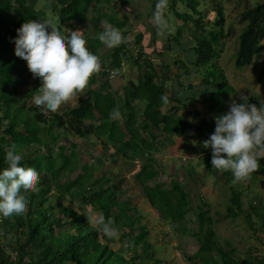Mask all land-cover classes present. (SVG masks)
Instances as JSON below:
<instances>
[{
	"label": "trees",
	"instance_id": "obj_1",
	"mask_svg": "<svg viewBox=\"0 0 264 264\" xmlns=\"http://www.w3.org/2000/svg\"><path fill=\"white\" fill-rule=\"evenodd\" d=\"M101 1L108 4L107 7L116 6L118 3L121 6L129 5L127 0ZM37 3L38 0H0V170L8 166L5 155L9 147L15 144L17 150L24 156L22 165L35 168L40 177L39 190L28 194V210L24 214L11 217L0 216V264H145L143 261L136 263L139 255L125 259L112 251L107 242L103 243L99 240L98 228L90 226L81 214L62 202L67 194L71 199L79 198L81 205L102 215L101 227L105 222H109L112 226L121 223L118 225L121 229L132 228L135 222L127 216L129 212L134 211L133 207H124L115 202L117 185L105 187L102 184L106 180L104 175L89 184V188L85 185L91 180V176L86 171L76 175L73 180L64 181V174L69 173L70 167L69 156L65 152L67 149L56 144L57 149L54 150L55 147L50 146L51 143H57L58 138L60 139L58 135L54 136L52 133V130L58 127L65 133L82 139L95 132L99 136H107L114 144H118L117 151L124 160L130 161L142 156L145 162L136 176L151 206L161 214L163 219L170 220L180 234L188 228L186 215L189 217L194 215L197 218V230H195L197 232L194 231L192 235L199 244V249L193 257L197 261L202 264H264V258L258 263L252 261L250 257L244 261L234 260L235 251H226L216 240L215 231L211 228L212 220L209 217V211L205 209L207 205L194 206L190 202V193L182 187L181 183L173 181L171 188H166L162 183L154 186L148 184L153 181L157 173L153 166L155 161L150 155L152 151L158 149L151 145L150 140L136 136L133 131L134 121L129 135L126 133V124L130 119L125 124H121L120 119L126 116L124 112L129 105L119 106L115 99L110 98V94L103 93L106 90L107 81L99 90L91 89L96 81V75H93L87 87L82 90L88 93L87 99H79L77 106L72 108L67 106L62 113L54 112L45 115L39 107L27 106L26 99L36 94L42 81L35 78L33 83H29L28 79L19 78V72L23 69H19L18 65L24 64L25 61L15 56V45L12 41L17 35L16 30L25 21L46 19L45 12L37 10ZM155 3L156 0H153V10H155ZM197 4V0H189L188 8L191 13L185 14L184 18V27L188 34L184 42L193 45L194 60L189 61L191 66L182 62L181 59H176L174 64L186 77L191 75L193 67L196 73L199 69L206 67L201 84L214 85L215 90L204 99V102L209 104L206 106L209 112L214 111L221 115L226 112V102L234 92L225 73L216 66V59L220 57V41L227 37L223 32L224 12L219 4L211 7L212 12L215 13V21L214 23L209 21V24L219 30L207 32L205 25L209 14L202 17L196 10ZM102 7L104 6L101 5L100 0H55L51 4L53 10L51 24L63 33L62 25L75 30L76 26L88 22L87 15L91 11L93 15L91 21L97 23L104 18L113 25L115 15H109L107 10L102 14ZM171 7L174 10L175 3H172ZM194 15L198 17L195 18ZM116 22V26H113L122 30L123 27L120 26L123 22L121 20ZM239 24L245 25V28L239 35L234 65L239 70L252 67L260 76L259 78H264V61L261 66L254 62L255 57H259L264 52V1L245 8L240 14ZM178 33L181 38V32ZM198 34L200 39H197ZM180 38L175 37L174 40L180 43ZM141 41L142 35L139 34L135 44H140ZM101 45L98 38L88 39L86 44L97 56ZM125 48L123 45L115 51L113 64L115 63L116 66H119L120 58L126 56L123 52ZM142 54L138 52L135 57H126L133 60L135 64L140 65L142 62L147 69L144 80L132 94L134 99L144 102L142 110L144 120L140 123L141 128L150 134H153L155 129H161L169 138L184 137L188 142L196 137L201 141L208 139L215 130V121L210 122L197 111L193 112L192 118L195 119L193 122V119L179 116L178 110L184 101L196 103L197 100L194 97L191 99L183 97L181 94L183 90L175 87L170 90L171 96L167 97L165 75L159 76L152 61L143 62L145 59ZM211 61L214 63L210 67L207 66ZM179 77L180 75H177L176 78ZM178 86H181V83L178 82ZM181 88L184 87L181 86ZM187 88L192 89V86L188 85L185 89ZM249 103L264 106V103L256 96L249 97ZM117 106L122 116L114 120L109 117V113ZM164 107L168 109L162 113L161 108ZM85 121L97 122V124H85ZM46 139H50L51 143ZM165 142L168 144L167 141ZM74 149L72 144L69 152L73 153ZM208 150L211 148H204V152ZM211 157L212 152L205 154L202 164L208 174L215 175L221 183L229 185L230 214L228 215L236 218L242 212L240 206L242 192L237 188L239 182L233 184V175L230 171L212 167ZM60 160L62 163H58ZM259 164V168L250 177L244 179L246 182L258 176L264 178V157L260 158ZM106 181L109 182V179ZM262 186H264V179ZM53 190H60L58 200ZM251 209L256 211L254 208ZM255 213L260 216L259 220L262 222L260 228H264V212ZM190 218L188 222L192 223L193 220ZM245 221L251 228L253 227L250 216L246 217ZM123 236L125 238L127 234ZM147 236L148 233L142 229L137 239L143 242L144 248H149L148 243L145 242ZM140 245L142 246V243ZM153 264H160V261L155 260Z\"/></svg>",
	"mask_w": 264,
	"mask_h": 264
},
{
	"label": "rangeland",
	"instance_id": "obj_2",
	"mask_svg": "<svg viewBox=\"0 0 264 264\" xmlns=\"http://www.w3.org/2000/svg\"><path fill=\"white\" fill-rule=\"evenodd\" d=\"M127 1H129V6L132 7V11L125 18L115 16L113 25L117 23L116 21L121 20L125 26L122 30H119L123 36L131 37V39H126L115 47H107L101 42L102 45L98 50L101 65L111 63L113 60L112 54H115L116 47L118 48L123 44L127 46V54L129 56L135 57L138 52L144 53V55L142 54L145 59L143 62L152 61L156 64L166 61L170 65L166 71L167 80H165V84L169 88L170 86L174 88L176 84L175 88L179 90H181V86L186 88L189 84H193L195 87L193 89H184L181 94L189 99L194 97L197 102L184 101L179 107L178 115L193 119V112L197 111L202 117L214 122V117L220 115V113L209 112V108H206L209 104L205 103L204 99L209 97L215 87L213 85L206 87L201 84L202 74L205 73L206 67L197 69L198 74L194 73L196 70L193 67L191 75L186 77L182 73L183 71L178 70L174 64L176 59H181L182 62L191 66L189 61L194 60L193 45L184 42V39L188 36L187 29L184 27V18L185 14L191 13L188 8L189 0H172L175 6L177 5L176 8L173 10L170 7L171 2L165 10V13L168 14L166 19L169 21L171 29L164 31L163 34H161L160 29L154 34L152 33L153 30H150V19L147 18L149 2L140 0L135 4L136 0ZM263 1L202 0L197 4L196 10L201 13L202 17L209 14L206 18L208 24L206 22L205 25V31L207 32L219 30L209 24V21L211 23L215 21V13L211 12L210 8L215 4H219L224 12L225 24L223 32L227 37L220 41V57L216 59V66L225 73L234 89L229 101L226 102V112L229 110V105L233 100L239 102L240 94H245L248 97L256 96L264 103V78H259L260 76L252 67L239 70L234 65V54L238 46L239 35L245 28V25L239 24L240 14L245 8L255 6ZM54 2L55 0H51V4ZM100 3L105 6L102 10L109 8L104 1L100 0ZM136 5L137 7L134 8ZM113 11L114 9H112ZM197 15H194L195 18L198 17ZM87 17L88 23L80 27L76 26L75 30L82 31L87 41L88 39H97L99 33L104 30L103 22L106 20L102 18L97 23L91 21L93 20L91 11L88 12ZM123 25L120 27H123ZM62 29L64 34H68L70 30L66 28V25H62ZM178 32H181V38ZM139 34L143 36L144 42L135 44ZM205 34L207 35L206 32ZM199 35L197 39H200ZM175 37L180 38V43L174 40ZM156 40L159 41L158 45L155 43ZM156 48L158 49L156 50ZM146 52L150 55L145 54ZM158 59L162 60V62ZM263 61L264 52L259 57H255L254 60L259 66H261ZM212 63L214 62L211 61L205 64L210 67ZM155 66L159 67V65ZM18 67L23 69L19 72V78H26L29 83H33L36 77L32 76L28 70L26 61L24 64H19ZM114 67H116L115 63ZM117 68L120 72L119 76L112 80L111 83L109 81V86L105 88L106 90L103 93L110 94V98L115 99L119 106L129 105L124 112L126 116L120 119L121 124H125L130 119L128 124H126V133L129 135V130H132L134 121L133 131L136 136L140 139L150 140L151 145L156 147V150L158 149L157 151H152L150 155L155 161L153 166L156 168L157 173L153 181L148 184L154 186L162 183L166 188H171L173 181L181 183L182 187L190 193V202L194 206L197 204L200 206L201 204L207 205L205 209L209 211V217L212 220L211 228L215 231L218 244L228 252L235 251L234 260L244 261L250 257L252 261L258 263L264 258V228H260L262 222L259 220L260 216H257L255 212H264L263 176H258L249 182L244 179L239 181L237 188L242 192L240 193L242 212L236 218L230 217L228 215L230 214L229 185L221 183L215 175L206 172L205 166L202 164V159L205 155L203 140L201 141L196 137L188 142L185 141L184 137L169 138L161 129H155L153 134L143 130L140 123L144 120L142 115L144 102L140 100L138 103H134L135 99L132 96L139 85L135 77L132 79V75L137 72V66L132 60L129 62L125 60ZM164 70L165 68L162 71ZM99 74L101 72H98ZM177 75H180V77L176 78ZM100 77L97 78V82L91 89L99 90L103 86L105 78ZM178 82L181 83V86H178ZM19 89H21V86H19ZM88 96L85 91L78 92L68 102L63 104L57 113H62L67 106L71 108L77 106L79 99H87ZM26 104L28 107L36 106L33 102V97L26 99ZM167 109L168 107L161 108V112L165 113ZM186 110H189L190 114ZM90 123L85 121V124ZM91 124L96 125L97 122ZM52 133L54 136L58 135L60 139L58 138L55 144H52L50 139H46L51 143V148L55 147L54 150H56V144L63 146L67 149L65 152L69 156V173L64 174L65 177L62 176L63 179L65 178L64 181L73 180L76 175L86 171L91 176V180L87 183L85 182V186L88 187L89 184L104 175L106 180L109 179V182L105 180L102 183L105 187L110 185H117L118 187L115 202L124 207L132 206L134 209V211L132 210L127 214V216L135 220L131 226L132 228L121 229V227H118L121 223H118L114 225L116 229L115 235H108L102 231V215L99 212L81 205L79 198L71 199L68 194L65 195L64 199H62L64 205L81 214L84 220L89 222L90 226L98 228L101 242H107L112 251L125 259L139 255L136 263L143 261L145 264H153L155 260H159L160 264H202L193 258L199 249L197 240L192 236L194 231L197 230V218L194 215H191V218L186 215L185 219L187 220L188 228L183 234H180L175 230V225L170 220L163 219L161 214L151 206L144 193V188L136 176L145 162L142 156L130 161L124 160L117 151L118 144H114L107 136H99L96 132L83 139L76 135L65 133L60 127L54 128ZM72 144L75 149L73 153H70L69 150ZM41 152H44V150H41ZM58 163H62V160ZM76 167L77 170H75ZM59 193L60 190H53L57 200ZM251 208L256 209V211H252ZM248 216H250L252 228L245 221ZM189 218L193 220L192 223L188 222ZM142 229H145L148 233L145 242L148 243L149 248H144L143 242L137 240ZM123 234H127V237L124 238ZM141 243L142 246L140 245Z\"/></svg>",
	"mask_w": 264,
	"mask_h": 264
},
{
	"label": "clouds",
	"instance_id": "obj_3",
	"mask_svg": "<svg viewBox=\"0 0 264 264\" xmlns=\"http://www.w3.org/2000/svg\"><path fill=\"white\" fill-rule=\"evenodd\" d=\"M50 4L51 0H38L37 10H43L46 19L25 21L16 30L17 35L12 41L15 56L26 61L28 70L42 81L33 100L45 115L57 112L63 104L84 90L90 78L102 66L99 56L86 46L82 31L69 30L68 34H64L52 26L53 10ZM169 4L170 0H156L155 10L149 20L153 27L161 30V34L171 29L165 17ZM103 24L104 30L99 33L98 39L107 47H115L131 39L124 37L117 27L107 21ZM124 46L126 56L120 58V64L129 57L127 46ZM119 66L106 75L107 84L119 76ZM239 101L233 100L226 113L214 117L215 130L203 141L205 149L211 148L207 152H212V167L230 171L233 184L250 177L259 168L260 158L264 157V106L249 103V97L245 94H240ZM121 116L119 106L109 113V117L114 120ZM23 159L17 146L11 145L5 155L8 166L0 170L2 217L24 214L28 210V194L39 190V172L33 167L22 165ZM102 231L108 235L116 233L115 227L109 222L103 224Z\"/></svg>",
	"mask_w": 264,
	"mask_h": 264
},
{
	"label": "crops",
	"instance_id": "obj_4",
	"mask_svg": "<svg viewBox=\"0 0 264 264\" xmlns=\"http://www.w3.org/2000/svg\"><path fill=\"white\" fill-rule=\"evenodd\" d=\"M140 0H136L135 1V4H136V2H139ZM152 1L153 0H146L145 2H149L150 3V5H149V11H148V15H147V18H149L150 19V17H151V14H152V12L154 11L153 10V6H152ZM200 1H202V0H197V3H200ZM173 3V1L172 0H170V3ZM134 3V2H133ZM177 6V5H176ZM176 6H175V8H176ZM105 7V6H104ZM104 7H102V9L104 8ZM135 7H137V5L136 6H134V8ZM171 7V6H170ZM174 8V9H175ZM112 9H114V11L112 12ZM211 9V8H210ZM106 10H107V12L109 13V15H111V14H114L115 16H121V18H125V17H127L129 14H130V12L132 11V7H130L129 5L128 6H121V5H116V6H110L109 8H106ZM105 12V10H102V14ZM101 14V15H102ZM118 14V15H117ZM126 15V16H125ZM210 15H211V13H210ZM167 16H168V14H166L165 13V17L167 18ZM86 23H88V22H86ZM86 23H84L83 25H85ZM83 25H81V26H83ZM124 26L125 25H123V28H124ZM80 27V26H79ZM150 27H151V29L150 30H153V34H154V32H156L157 30H159L158 28H155V27H153L151 24H150ZM95 39V38H94ZM142 42H144V40H143V36H142V41H141V43ZM158 42L159 41H155V43L158 45ZM169 47H171V46H169ZM117 48V47H116ZM158 48H156V50H157ZM115 51H116V49H115ZM157 52V51H156ZM145 54H149V53H145ZM113 56L115 55V54H112ZM150 55V54H149ZM113 56H112V58H113ZM144 59V58H143ZM159 61H161L162 62V60H160V59H158ZM126 61H130L129 59H127ZM133 61V60H132ZM153 63V62H152ZM154 64V63H153ZM136 66H137V72H135V74H133L132 75V79H134V77H135V79H136V81H137V83H141L143 80H144V73L146 72V68H145V66L143 65V63L141 62L140 63V65L139 64H135ZM155 65H159V67L158 66H155ZM168 65L169 64H167L166 63V61H164V62H162V63H156V64H154V67H155V69L157 70V72L159 73V76H162V75H165V77H166V71L169 69V67H168ZM168 67V68H167ZM115 67H114V64H113V60H112V62L111 63H108V64H103V66H101V70L99 71V72H101V74H99L98 75V73L97 74H95L96 75V81L92 84V86L93 85H95V83L97 82V78L98 77H100V76H102V77H106V75L112 70V69H114ZM163 68H165V70L164 71H162L163 70ZM107 71V72H106ZM103 74V75H102ZM101 78V77H100ZM103 80V79H102ZM105 81H107L106 79H105ZM104 81V82H105ZM109 81V80H108ZM110 83H111V81H110ZM190 85V84H189ZM91 86V87H92ZM109 86V82H108V84H107V86H106V88ZM176 86H177V84H176ZM175 86V87H176ZM168 91H167V94H166V96L168 97V96H171V92H170V90H172L173 89V87L172 86H170V88L166 85V87H165ZM193 88H195V87H192V89ZM182 90H184L185 88H181ZM188 89H190V88H188ZM126 94V93H125ZM138 101H140V100H134L133 102L134 103H138ZM133 103V104H134ZM186 111H189V110H186ZM188 114H190V111L188 112ZM186 115V114H185ZM185 117V116H184ZM185 118H187L188 119V117L186 116Z\"/></svg>",
	"mask_w": 264,
	"mask_h": 264
}]
</instances>
